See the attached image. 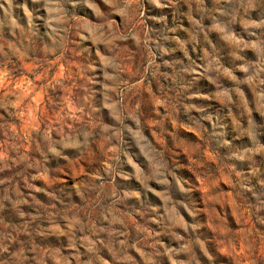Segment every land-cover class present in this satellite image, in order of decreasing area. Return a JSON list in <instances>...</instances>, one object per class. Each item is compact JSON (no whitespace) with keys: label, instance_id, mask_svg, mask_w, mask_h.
<instances>
[{"label":"rangeland","instance_id":"374dc122","mask_svg":"<svg viewBox=\"0 0 264 264\" xmlns=\"http://www.w3.org/2000/svg\"><path fill=\"white\" fill-rule=\"evenodd\" d=\"M0 264H264V0H0Z\"/></svg>","mask_w":264,"mask_h":264}]
</instances>
